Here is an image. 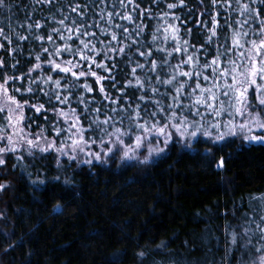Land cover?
<instances>
[{
  "label": "snow or ice",
  "instance_id": "6c2138e0",
  "mask_svg": "<svg viewBox=\"0 0 264 264\" xmlns=\"http://www.w3.org/2000/svg\"><path fill=\"white\" fill-rule=\"evenodd\" d=\"M234 138L264 146V0H0V168L50 186L35 160L84 173ZM216 215L220 264H264V192Z\"/></svg>",
  "mask_w": 264,
  "mask_h": 264
},
{
  "label": "trees",
  "instance_id": "16d2710c",
  "mask_svg": "<svg viewBox=\"0 0 264 264\" xmlns=\"http://www.w3.org/2000/svg\"><path fill=\"white\" fill-rule=\"evenodd\" d=\"M234 139L214 158L177 147L170 159L117 160L84 173L35 160L60 176L50 186L33 185L34 169L13 170L10 160L0 168L8 185L0 190V264H108L121 250L126 264H140V251L144 264H220L217 229L226 221L217 211L264 192V146Z\"/></svg>",
  "mask_w": 264,
  "mask_h": 264
}]
</instances>
